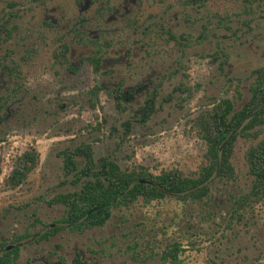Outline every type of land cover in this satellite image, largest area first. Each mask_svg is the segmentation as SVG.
<instances>
[{"label": "rangeland", "instance_id": "rangeland-1", "mask_svg": "<svg viewBox=\"0 0 264 264\" xmlns=\"http://www.w3.org/2000/svg\"><path fill=\"white\" fill-rule=\"evenodd\" d=\"M16 1L11 37L0 43V98L7 99L0 108V241L20 245L19 264H72L77 253L90 264H165L161 253L172 243L181 244L182 264L264 261V200L240 215L232 211L253 182L245 152L257 140L241 135L231 159L235 178L214 176L205 198L139 199L113 207L102 226L44 237L64 226L65 206L51 198L83 182L65 174L59 152L67 146L90 143L98 166L105 156L123 169H199L206 146L191 119L221 97L232 98L235 110L249 99L254 70L264 66V3ZM62 43L69 46L63 63L54 58ZM96 55L98 72L90 60ZM94 85L103 88L95 106ZM117 86L125 90L121 107ZM153 91L156 111L143 121ZM31 147L37 166L10 188L5 179L15 155Z\"/></svg>", "mask_w": 264, "mask_h": 264}, {"label": "trees", "instance_id": "trees-1", "mask_svg": "<svg viewBox=\"0 0 264 264\" xmlns=\"http://www.w3.org/2000/svg\"><path fill=\"white\" fill-rule=\"evenodd\" d=\"M5 6L0 13V43L11 37L9 26L18 9L16 0H0ZM182 4L203 3L206 0H179ZM249 6L264 3V0H243ZM69 46L60 44L54 51L57 62L67 61ZM95 72L100 70L101 55L90 57ZM8 71L14 67L4 66ZM255 79L251 84L249 99L237 110L230 97H221L211 107L202 109L193 119L191 127L204 141L206 146L205 162L192 174H185L180 168L163 169L159 173L152 172L147 166L140 165L132 169H123L113 159L101 157L99 166L94 159V151L90 143L77 146H67L59 152L63 159V169L66 175H74L73 184L81 183L80 188L54 195L50 204H63L65 215L61 219L64 226H53L44 235L49 237L61 228L83 233L88 229L104 225L112 216V208L128 205L142 199L145 203L160 200L174 195L181 199L205 198L209 191V182L214 176L223 179H233L236 176L232 155L238 136L253 140L245 152L249 173L253 177L249 191L235 197L233 214L253 207L264 200V66L254 70ZM103 88L94 85L89 90L90 100L95 106L99 102V93ZM113 95L120 106L125 97V90L116 87ZM157 92L153 91L145 100V106L140 114L143 121L148 120L156 111ZM7 99L0 98V108L5 107ZM121 107V106H120ZM121 109V108H120ZM1 118V116H0ZM129 131L130 122L126 123ZM263 135V137H261ZM79 158L84 159L80 165ZM39 153L31 147L15 155L12 168L5 181L10 188L24 184L30 173L38 164ZM180 243H172L161 253L162 262L182 264ZM20 245H7L0 241V264H19ZM72 264H90L81 254H76ZM264 264V261L259 262Z\"/></svg>", "mask_w": 264, "mask_h": 264}, {"label": "flooded vegetation", "instance_id": "flooded-vegetation-1", "mask_svg": "<svg viewBox=\"0 0 264 264\" xmlns=\"http://www.w3.org/2000/svg\"><path fill=\"white\" fill-rule=\"evenodd\" d=\"M100 11H101V12H100L101 14H103V13H104L103 9H100Z\"/></svg>", "mask_w": 264, "mask_h": 264}]
</instances>
